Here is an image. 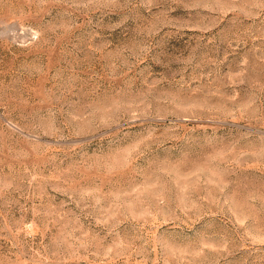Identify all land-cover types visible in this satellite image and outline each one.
Here are the masks:
<instances>
[{
    "label": "rangeland",
    "instance_id": "1",
    "mask_svg": "<svg viewBox=\"0 0 264 264\" xmlns=\"http://www.w3.org/2000/svg\"><path fill=\"white\" fill-rule=\"evenodd\" d=\"M0 264H264V0H0Z\"/></svg>",
    "mask_w": 264,
    "mask_h": 264
}]
</instances>
